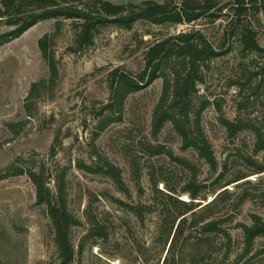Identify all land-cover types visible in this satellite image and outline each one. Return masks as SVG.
Instances as JSON below:
<instances>
[{
  "label": "rangeland",
  "instance_id": "obj_1",
  "mask_svg": "<svg viewBox=\"0 0 264 264\" xmlns=\"http://www.w3.org/2000/svg\"><path fill=\"white\" fill-rule=\"evenodd\" d=\"M104 1L144 6L166 0ZM168 1L180 4V0ZM216 1L219 8L234 0ZM249 1L260 8V13L250 11L248 18L264 49V0ZM223 14L215 22L205 17L176 26L139 21L126 30L110 25L83 51L75 44L70 23L57 29L54 20L42 21L21 37L0 44V173L13 164L43 172L52 189L55 176H65L68 206L80 222L72 230L73 264H164L170 222L180 211V204L167 198L168 189L176 200L191 202L186 190L192 182L202 196L196 203L203 206L222 193L215 208L202 218L233 219L215 233L191 229L184 239L187 242L175 249V263L172 257L169 264H190L199 246L205 253L196 264H264V237L249 248L239 227L251 225L252 216L264 221V153L255 148L249 128L230 137L221 122V118H239L264 128V55L243 53L232 39L224 51L233 49L214 63L205 84L198 87L202 101L217 102L202 115L218 161L215 172L193 148H184L172 123L154 134L155 110L165 84L160 73L129 97L120 117L99 130L110 114L106 107L113 72L141 75L152 44L193 30L202 31L219 47L230 21L229 11ZM11 31L0 23V35ZM46 36H50L49 50L58 68L54 86H48L52 73L40 45ZM40 82L43 89L28 104H32L30 114L26 100L33 84ZM159 147L163 153H157ZM96 153L122 171L124 188L109 176L82 168L95 165ZM169 153L191 162L192 169ZM240 178L244 179L233 183ZM0 264H58L47 209L37 203L36 188L27 173L0 181Z\"/></svg>",
  "mask_w": 264,
  "mask_h": 264
},
{
  "label": "trees",
  "instance_id": "obj_2",
  "mask_svg": "<svg viewBox=\"0 0 264 264\" xmlns=\"http://www.w3.org/2000/svg\"><path fill=\"white\" fill-rule=\"evenodd\" d=\"M218 6L219 3L216 0H180L179 5H174L166 0L163 3L147 2L144 6L134 4L118 6L104 0H2L0 23L12 28V31L0 35V44L21 37L42 21L54 20L57 23V29L64 22L70 23L74 32L75 44L78 49L83 51L91 46L110 25L131 30L139 21H147L159 26H176L192 24L208 17L211 22H215L225 16L223 13L228 10L227 18L230 21L225 27L219 47L210 42L202 31L193 30L152 44L145 53L146 70L141 75L134 76L118 70L113 72L110 86L112 96L106 107L110 114L99 127V130L103 131L112 124L115 117H120L129 97L143 90L144 85L157 79L160 73L159 76L162 75L165 84L161 100L155 110L154 134L157 135L166 123H172L182 139L184 148H193L215 172L218 161L202 125V115L208 106L215 105L217 102L202 101V97H198L200 93L198 87L205 84V78L209 75L214 63L233 49L228 48L227 52L224 51L225 45L230 44L232 39L237 43L238 48L236 47V49L243 53L261 55V57L264 55V49L260 47L257 33L253 30L248 18L250 11L260 13L258 5L248 2V0H234L220 5L219 8ZM262 8L264 9V1ZM49 41L50 36H46L40 45L52 73L48 86H54L59 80V75L57 63L49 50ZM262 67L261 70L264 71V64ZM148 72H150L149 78H147ZM41 87L42 82L33 84L26 100V108L30 114L32 104L30 106L28 104L40 97L43 89ZM218 107L221 111L220 106ZM221 122L230 137L249 128L254 134L255 148L264 153V128L260 124L239 118L234 121L221 118ZM261 122H264V114ZM98 135L96 133V137ZM156 149L157 153H163L161 147ZM169 155L182 166L192 169L191 162L174 158L172 153ZM96 157L94 166H82V168L109 176L118 186L124 188L122 171L97 153ZM263 172L264 168L261 169V173ZM26 173L36 188L37 203L47 209L58 250V264H73L76 251L72 241V230L80 225V222L71 213L68 206L65 176L57 174L53 180L55 186L52 189L49 186L51 182L49 180L47 182L43 172L26 171L13 164L0 173V181L14 176H23ZM243 179H237L233 183ZM168 192L170 194L167 195V198L171 202L175 201V204H180V211L172 217L170 222L167 238L170 247L164 264H169L172 257L174 258L172 262L175 263V249L179 243L187 242L184 239L191 229L201 227L205 233H215L221 231L225 222H230L233 219L209 221L202 218L207 211L215 208L222 193L214 201L203 206L202 203H196L197 200H202L196 183H190L186 190L190 195L191 202L176 200L172 195L175 193L171 188L168 189ZM242 202V200L239 202L238 207ZM252 219L251 225L241 224L239 226L249 248L257 239L264 237L263 219L258 216H252ZM226 235L231 242V235L228 232ZM230 247L231 244L229 249H231ZM204 253V248L199 246L190 264H196ZM183 256L184 251L182 250L178 257L183 260Z\"/></svg>",
  "mask_w": 264,
  "mask_h": 264
}]
</instances>
